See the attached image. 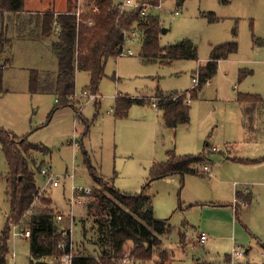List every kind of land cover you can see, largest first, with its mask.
I'll return each mask as SVG.
<instances>
[{
	"label": "rangeland",
	"instance_id": "1",
	"mask_svg": "<svg viewBox=\"0 0 264 264\" xmlns=\"http://www.w3.org/2000/svg\"><path fill=\"white\" fill-rule=\"evenodd\" d=\"M88 1L77 0V4L86 9ZM119 1L122 0H116ZM66 2L25 0L26 12L21 17L30 16L34 20L40 11L65 9ZM27 10H34L35 15L32 17V13ZM153 12L160 16L165 29L160 35L161 45L190 38L198 47V60H180L173 65L161 64L160 60L146 62L140 54L141 38L134 36L127 43V49L131 48L133 54L112 56L107 61L98 92L101 103L80 96L87 89L86 85L90 84L91 76L87 71H79L75 106L69 105L55 111L53 109L58 104L55 93L31 90L34 71L41 74V80L46 73L53 76L58 73L59 61L52 45L55 32L49 33L41 41L37 37L38 33L34 34L38 31L35 22L20 20L17 13L5 14L11 42L0 54L1 66L8 60L6 66L2 67L0 78V128L27 137L31 143L43 145L40 150L31 149L27 154L30 167L36 174L40 195L35 198L31 211L24 219L28 220L34 212L51 210L48 203L42 202L44 197L52 199L54 213L61 212L68 217L70 206L67 198L73 194V184L92 186L94 191L107 193L111 197L104 209L107 216L118 202L106 190V186L114 185L122 191L135 194L147 185L146 191L152 197L155 217L167 220L171 228L163 240L165 246L175 252V264H185L179 260L177 250L181 248V233L192 234L190 228H194L197 236L202 231L217 237L234 234V244L232 238L228 243L221 241L211 248L213 252L215 248L220 252L229 251L231 255L233 247L240 246L244 255L238 260L231 256L230 264H264V205L255 208L258 204L254 202V208H249L246 216L249 231L243 222L240 224L241 234H235L232 228L226 231L208 229L211 222L218 225L220 220L228 218L220 208L227 206L223 203L230 202L232 180L241 183V189L247 179L254 183L264 180V177L245 171H240L239 175V168L237 170L232 161L227 165L220 164L219 169H216L218 174L221 172L218 181L214 177L209 181L207 172L206 176L191 173L184 177L178 173L159 178L152 176L154 164L166 161L169 152L174 151L178 155L198 154L203 152L206 142L211 147L216 145L220 148L218 151L211 150L212 159H221L219 151L226 148L222 143L229 136L236 141H232L231 153L252 155L251 150H247L250 144L248 139L241 134L242 124L240 129L239 122L235 124L242 116L235 98L238 90L259 94L263 99L264 121V0H231L228 3L222 0H164L162 7L153 8ZM232 40L238 43L237 51L220 62L212 83L204 85L199 95L202 100L192 103L190 121L172 128L165 125L163 110L152 104L157 94L164 91L171 95L163 96H174L183 92L186 102L190 104L187 101L188 92L193 99V77L198 73V64L206 62L216 45ZM118 93L121 97H139L144 100L133 103L125 115H117L115 105ZM78 109L83 116L79 117ZM75 142L78 145H74ZM254 146L255 153L264 152V138ZM46 161L52 166L53 174L60 178V185L48 184V178L41 173ZM205 164L198 165L202 171ZM91 166L96 168L105 185L91 174ZM255 166L264 170V162ZM7 171L5 153L0 146V233L10 214V201L6 193L8 182L3 178ZM71 174L75 176V183L72 182ZM94 193L84 197L83 205L77 203L74 207L72 238L76 254L98 255L88 244L97 239L99 229L96 222L102 219L95 208ZM62 225L68 226L69 221L66 219ZM248 240L249 252H246L247 244L243 241ZM132 246L133 243L129 241L124 253L128 254ZM30 258L28 237L11 233L8 264H28ZM44 259L52 263L55 256H46ZM170 260L164 261L154 255L152 260L137 264H169Z\"/></svg>",
	"mask_w": 264,
	"mask_h": 264
},
{
	"label": "trees",
	"instance_id": "2",
	"mask_svg": "<svg viewBox=\"0 0 264 264\" xmlns=\"http://www.w3.org/2000/svg\"><path fill=\"white\" fill-rule=\"evenodd\" d=\"M142 1L155 6L164 0ZM230 1L222 0L224 3ZM77 8V0H68L65 11L56 12L54 9H49L39 15L41 21H38L39 35L50 33L56 24L61 27L58 39L52 43L59 61L58 73L56 76L46 73L42 80L41 74L36 71L31 76L32 92L46 90L57 95L58 104L53 111L69 105L75 106L77 69L90 73L91 80L88 90L98 94L107 61L112 56L120 55L118 47L126 43L127 33L134 32L136 37L141 38L140 54L146 62L160 60L163 64H169L175 59L198 58V47L190 38H183L174 44L161 45L160 35L164 26L158 14L143 15L141 8L121 10L116 0H90L87 8L80 15L76 12ZM24 10L25 0H0V54L11 42L8 26L5 25V14H18ZM213 18L215 17L211 19ZM35 23L37 24V21ZM237 49L236 40L214 47L211 60L199 67V84L192 88L193 97L207 78L214 75L218 67L217 61L221 57H227L236 52ZM7 63L8 60L5 61L4 66L0 64V78L2 67H5ZM185 98L186 94H183L177 99H166L159 102L167 126H177L179 123L188 121L190 104L185 101ZM238 98L249 100L252 103L261 99L258 94L250 93H240ZM143 100L144 98L130 96L117 97L116 114L125 115L133 103L143 102ZM78 115L83 116L82 113ZM86 134L87 131L84 132V135ZM0 146L4 150L8 164V171L3 178L8 182L6 193L10 201V214L0 233V264H8L12 225L20 223L21 220H24L21 227L31 230V236L28 237L31 258L28 264H50L44 258L46 256L58 257L68 252L71 238L70 233L63 235L58 230L52 199L44 197L42 201L48 203L51 210L34 212L28 220L24 219L31 211L35 198L40 195L36 174L30 167L27 154L31 149L40 150L43 145L31 143L27 137H20L12 131L0 128ZM206 158L205 151L184 155L171 151L166 161L154 164L152 176L159 178L178 173L184 177L189 173H202L198 165L203 164ZM234 159L243 162H258L264 160V155L257 158L235 157ZM90 172L99 183L105 185L95 167L91 166ZM146 188L147 185L140 193L132 194L114 185L106 186V190L118 202L109 216L104 209L105 205L111 201V197L105 192L93 189L95 192L93 195L96 197L95 208L102 217L97 222L95 220L99 235L96 240H92L96 244L98 255L76 254L73 264H120L119 257L124 253L129 241L133 243L130 255L135 259L134 264L150 261L154 255L164 261L170 259V253L164 247L160 235L169 233L171 228L167 220L155 217L152 197L147 193ZM90 209L92 208L88 210ZM236 214L239 216L238 212ZM61 241H65V249L58 246Z\"/></svg>",
	"mask_w": 264,
	"mask_h": 264
},
{
	"label": "crops",
	"instance_id": "3",
	"mask_svg": "<svg viewBox=\"0 0 264 264\" xmlns=\"http://www.w3.org/2000/svg\"><path fill=\"white\" fill-rule=\"evenodd\" d=\"M53 2H54V0H53ZM66 9H67V2H66V7L63 10H59V9H55L54 8V10L56 12H62V11H65ZM47 10H49V9H47ZM47 10L40 11L36 17L34 16V20H32L30 18V16L29 17H25L24 16V18L21 17V14L25 13L26 11L18 13L17 15L20 18V20L22 19V20L26 21L27 23L28 22L33 23V22L37 21L36 27L38 28V24H39V22H41L40 19H39V17H40L39 15H41V13H43V12H45ZM27 11L32 13L31 14L32 17H33V15H35L34 14V12H35L34 10H32V11L31 10H27ZM27 14L28 13H26V15ZM56 25L54 26L53 30L51 31V32H55V40H57L58 37H59V34L56 32ZM37 33H38L37 37H38V39H41V41L43 39H45V36H49V33L44 34V35H39V29H38L37 32H34V34H37ZM55 54L57 56L56 52H55ZM211 54L209 55V57L206 60V62H204L203 64L199 63L198 67L201 66V65H205L209 60H211V58H212ZM231 54H233V53H231ZM231 54H229L227 57H221L217 61L218 62V67H217L216 72L214 73L213 76L208 77L207 81L197 89V92L195 93V96L190 101V110L192 108V103L194 101H198V99H199V101L202 100V98H200L199 95H200V93H201V91H202V89H203L205 84H207L209 82L212 83V80L214 79V77L216 76V74L218 72L220 62L223 61V60L228 59L231 56ZM198 58H196V59L198 60ZM189 59H194V58H189ZM180 60H188V59H175L169 64L173 65L174 63H176V62H178ZM161 64H163V63H161ZM197 70H199V68H197ZM79 71H86V70H80V69L76 70V86H77V74H78ZM196 75H197V73H196ZM87 85H86L85 88L88 89ZM187 90H189V89H186L185 91H187ZM239 91L240 90L237 91L238 94L236 95L235 99L238 102V107H239V109L241 111L242 116H240V120L239 121H235V124H238V122H239V129L241 128V124H242V126H243V130L242 131L243 132L240 130L242 132V133L241 132L240 133L245 135V137H244L245 139H248L247 141L250 144H249V147L247 148V150L248 151L251 150L252 155L248 154V156H241V155H237V154L231 153V150H232L231 148H232V144H233L232 141L234 139H233V137L229 136L227 139L225 138L224 139V143H222V144H225L226 148L224 150H220L219 151L222 154L221 155V159H219V158H216V159L213 158L212 159V157L210 156L211 150L218 151L220 148L217 147L216 145H212V147H211L210 143L206 142L205 146H204V150H203V151H205V153H207V158H206V161L204 162L206 164L204 165V168H203L204 170L203 171L201 170L202 173H197V174H199L201 176L202 175L206 176V172H207V174L209 175V178H207V179L209 181H212L213 177L217 178V181H218V176H219V174L221 172H219V174H218L216 169H219L220 164L223 166V164L227 165L228 163H231L229 161L233 162L232 164L237 167L236 168L237 170L239 168V171H238L239 175H241L240 171H245V172H249V174L253 173V174H255V176L258 175L260 178L264 177V170L261 167L260 168H255L256 164H261V163L264 162V160L258 161V162H243V161H239L237 159H234L235 157H238V158H257V157H260V156L264 155V152L255 153V149L256 148L254 146L256 143L259 142L260 139L264 138V121H263V117H262V112H263L262 102H263V99H260L259 101L254 102V103L250 102L249 100H239L238 95L240 93H243V94H246V93L257 94V93H254V92H251V91H248V90H244V91H240V92ZM75 93H77V91H75ZM118 95H120V93H118ZM163 95H171V94H168L167 92H164V91H160L157 94V96H163ZM75 97L77 98V96H75ZM116 97H119V96H116ZM134 98H139V97H134ZM97 99H99V97H97L94 100H97ZM98 101H100V99ZM96 103H97V101H96ZM100 103H101V101H100ZM155 108H157V107H155ZM80 113H82V112H80ZM82 115H83V113H82ZM190 116L191 115H190V111H189V119H188L187 122H183V124L184 123H188L190 121ZM249 117H251V118L249 119ZM179 124H181V123H179ZM168 127L172 128V127H177V126H168ZM234 142H236V141L234 140ZM74 145H78V143L75 142ZM233 150L235 152H237L235 149H233ZM186 152H188V151H186ZM217 159H219V162L217 161ZM258 169H262V170H258ZM72 177H73V181L72 182L75 183L74 182V177H75L74 174H73ZM247 180L248 181L246 183H243L244 185L245 184L246 185L245 186H241V189H239L240 188L239 185L241 183H238L236 180H232L233 189H232V192L230 193V202L223 203V204H225L227 206H224V208H220V210L223 211V213L226 214L228 216V218L226 220H220L218 225H215L213 222H211V224H208V229L210 231H213L214 229H220V230L226 231V229L232 228V231L235 234L236 233L241 234L240 233L241 232L240 231L241 230L240 224L242 222L245 225L246 229L249 231V220L246 219V216L249 213V208H254V206H252V204L254 202H256L258 204L255 208H261L264 205V180L255 181L254 183H250L249 179H247ZM60 184H61V182H60ZM250 185L253 187V189H252V187H250ZM254 185L257 186V187L255 188ZM86 196L87 195H85L84 197H86ZM68 199H69V197L67 198V201H68ZM235 199H237V201H235ZM214 201H216V200H214ZM83 203L84 202L82 200V202H79L78 204L83 205ZM69 212H70V210H69ZM237 212L239 213V216H237V214H236ZM55 213H57V212H55ZM237 218L240 219V222L238 221ZM190 229L193 232L192 234H188V233L182 234L181 233V235H182L181 236V240H180L181 241V244H180L181 248L178 249L177 251H178V254H179V260L182 263H185V264H230L232 253L230 255L229 251L220 252V251H217L215 248H214L215 252H213L211 250V248L215 247L214 245H217L221 241H224V242L228 243V242H230V239H232V238H233V244H234L236 242L234 240V237H235L234 234L233 235L222 234V235H220V237H217L216 235L214 236V235L210 234L211 235L210 238L206 242L202 243V242L199 241V238L196 235L197 232L195 233V231H193L194 228H190ZM166 234H168V233H164V234L160 235V237L163 239V236L166 235ZM243 242L245 244H247L246 252H249V243H247V242H249V240L248 241H243ZM163 243H164V247L170 253L171 260H170L169 264H175L174 261H173L174 257H175V252L174 251L172 252L167 246H165L164 240H163ZM88 244L91 245L92 248L94 249V251L97 252L96 244L93 241L89 242ZM85 248L87 249L86 246H85ZM131 248L132 247L129 248V252L128 253H130ZM85 255H94V254L90 253V254H85ZM47 257H50V256H47ZM51 257H54V256H51ZM56 263H57V261L54 259L53 262L50 263V264H56ZM250 264H258V263L251 262Z\"/></svg>",
	"mask_w": 264,
	"mask_h": 264
},
{
	"label": "built area",
	"instance_id": "4",
	"mask_svg": "<svg viewBox=\"0 0 264 264\" xmlns=\"http://www.w3.org/2000/svg\"><path fill=\"white\" fill-rule=\"evenodd\" d=\"M162 2L163 1H161L158 5L154 6V5H152L146 1H142V0H122V1L117 2V6L120 7L121 10H133L136 8H141L142 14L147 16V15H150L151 13H154L153 8L156 9L157 7H162ZM83 10L84 9L81 7V5H78L76 12L78 15H80ZM56 32L58 34L61 33L60 25H56ZM134 34H135L134 32L132 34H129V33L126 34V43L124 45H121L118 47L120 55H124L126 53H128V54L134 53L131 48L127 49V47H128L127 43H128L130 38H133L135 36ZM193 82L195 83V86H197L199 84L198 73L196 76L193 77ZM183 94L184 93L181 92V93L176 94L174 96H157V97H155V100L153 101V106L158 107L159 106V100L161 101V100H166V99H177L178 97H180ZM116 95L118 96V94H116ZM190 95L191 94L188 92L187 101H189V102L191 101ZM74 96H78V94L75 93ZM80 96H86L90 100L96 99L98 97V95L96 93H92L88 89L84 90ZM185 101H186V98H185ZM80 112H81V110L79 109L77 111V113L79 114ZM41 173L48 178V181H47L48 184H53L54 186H58L60 184V182H61L60 178L53 174L52 166L48 162L44 163V165L42 166ZM71 176H73V174H71ZM72 192H73L72 196H70V198L68 199V203L70 205V212L68 214V217H66V215L61 213V212L55 213V221L58 225L59 232H62L63 235H67L68 233H70V237H71L70 238L69 251L59 255L58 257H55V260L57 261L56 264H73V258L76 255V252L74 250V242H73V238H72V230H73V225H74V221H75L74 207L77 203L82 202L85 195L91 194L93 192V188L91 186H75L73 184ZM235 201H237V199H235ZM66 219L69 221V225L63 226L62 223ZM12 234L14 236L30 237L31 236V230L29 228L21 227L20 223H13ZM198 238H199L200 242L204 243L210 238V235L207 232L202 231L199 233ZM58 246L65 249L66 248L65 241H61L58 244ZM123 254H121L119 257L120 264H134L135 263V259L129 253L128 254L123 253ZM243 255H244L243 249L240 246L235 245L233 247L232 257L234 259H240ZM234 264H236V263L234 262ZM246 264H249V262H247Z\"/></svg>",
	"mask_w": 264,
	"mask_h": 264
},
{
	"label": "water",
	"instance_id": "5",
	"mask_svg": "<svg viewBox=\"0 0 264 264\" xmlns=\"http://www.w3.org/2000/svg\"><path fill=\"white\" fill-rule=\"evenodd\" d=\"M163 31H165V29L163 28Z\"/></svg>",
	"mask_w": 264,
	"mask_h": 264
}]
</instances>
